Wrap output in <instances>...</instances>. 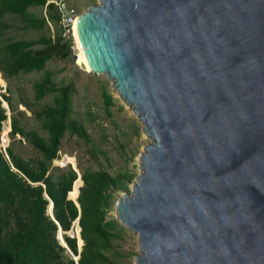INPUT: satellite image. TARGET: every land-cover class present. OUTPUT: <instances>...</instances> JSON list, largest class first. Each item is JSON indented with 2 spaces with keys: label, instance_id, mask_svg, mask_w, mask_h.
<instances>
[{
  "label": "water",
  "instance_id": "95a60500",
  "mask_svg": "<svg viewBox=\"0 0 264 264\" xmlns=\"http://www.w3.org/2000/svg\"><path fill=\"white\" fill-rule=\"evenodd\" d=\"M77 18L89 72L149 140L114 202L131 264H264V0H97ZM63 244L76 264L82 242Z\"/></svg>",
  "mask_w": 264,
  "mask_h": 264
},
{
  "label": "trees",
  "instance_id": "16d2710c",
  "mask_svg": "<svg viewBox=\"0 0 264 264\" xmlns=\"http://www.w3.org/2000/svg\"><path fill=\"white\" fill-rule=\"evenodd\" d=\"M46 1L0 0L1 79L7 82L19 74L42 72V77L31 85L32 100L39 102L47 95L51 96L50 104H44L36 111L29 110L44 132L45 136H42L20 125L15 115H23L22 112L15 111L9 96L0 94L3 101H0V130L6 118L2 106L7 105L12 114L9 138L18 136L38 154V157L23 160L10 145L5 149L7 158L0 153V264H64V260L65 264H74L60 246L63 242L73 256L77 255L76 244L80 247L82 242L76 264H109L107 254L119 230L116 221L106 219V212L113 192L127 191V184L133 177L110 176L105 171L90 168L79 169L80 179L71 169L56 174V169L49 171L64 133L85 143L89 138L83 126L69 117L71 86H56L52 81L53 73L45 69L46 62L72 55L70 41L63 40L55 7L45 5ZM30 8H39L44 14L35 15L29 12ZM6 14L18 17L22 30L41 32L53 24L55 36L50 38L41 34L36 40L2 39L10 27L3 22ZM0 85H3L1 81ZM8 91L7 87L6 93ZM104 98L106 105H111V98L107 95ZM23 107L27 109L25 105ZM7 130L4 126L0 133L3 140ZM44 195L51 202L52 217L62 233L69 231L74 222L72 234L76 239L63 235L57 242V226L45 215L48 201ZM72 201L77 203L78 209Z\"/></svg>",
  "mask_w": 264,
  "mask_h": 264
},
{
  "label": "rangeland",
  "instance_id": "374dc122",
  "mask_svg": "<svg viewBox=\"0 0 264 264\" xmlns=\"http://www.w3.org/2000/svg\"><path fill=\"white\" fill-rule=\"evenodd\" d=\"M64 1L67 8L74 10L77 15L89 6L97 4V0ZM29 12L35 15L44 14L43 10L39 8H30ZM3 22L10 27L5 31L2 39L36 40L41 34L50 38L55 36V26L53 24H49L47 30L44 29L38 32L22 30V23L16 16L6 14L3 17ZM63 40L68 39L63 37ZM69 45L73 56L70 55L66 59H52L46 62L45 69L53 73L52 81L56 86H71L69 117L83 126L89 142L85 143L75 136L64 133L56 158L52 160L49 171L52 172L56 169V174L58 171L71 169L74 170L75 174L77 173L76 177H80L79 169L90 168L105 171L110 176L121 174L133 177L131 182L127 184V191L113 192L110 206L106 212V219L116 221L119 230L117 236L111 241V249L107 254L109 264H131L132 254L137 246L136 236L117 221L114 202L123 193L129 192L130 186L134 183V178L138 174L137 157L142 152L144 145L149 143V140L143 136L141 125L130 108L123 104L111 88L112 82L103 75L97 76L93 73H86L84 66L77 63L78 50L74 40L70 41ZM41 77L42 72L19 74L15 78H10L7 82H4L0 77L3 84L0 85V94L9 96L15 111L22 112L23 115H15L20 125H23L25 129H32L39 135L45 136L29 112V110L36 111L44 104L51 103L50 95L39 102L32 100L31 85ZM7 87L9 88L8 93H6ZM104 95L111 98V105H106ZM2 108L5 110L6 118L1 126L8 127L5 137L6 147L10 145L13 151L20 155L23 160L38 157L36 151L18 136H15L12 140L9 138V123L12 114L7 107L2 106ZM71 226H73V223ZM63 235L68 238L74 237L70 233V229L65 234H61V237ZM56 240L59 243L57 237Z\"/></svg>",
  "mask_w": 264,
  "mask_h": 264
},
{
  "label": "built area",
  "instance_id": "2783aa9c",
  "mask_svg": "<svg viewBox=\"0 0 264 264\" xmlns=\"http://www.w3.org/2000/svg\"><path fill=\"white\" fill-rule=\"evenodd\" d=\"M52 4L58 15V24L62 29V36L72 41L71 28L75 17L77 16L74 10L67 8L64 0H47L45 5ZM72 39V40H71ZM6 141L3 142L0 138V153L5 155Z\"/></svg>",
  "mask_w": 264,
  "mask_h": 264
},
{
  "label": "bare ground",
  "instance_id": "6f19581e",
  "mask_svg": "<svg viewBox=\"0 0 264 264\" xmlns=\"http://www.w3.org/2000/svg\"><path fill=\"white\" fill-rule=\"evenodd\" d=\"M78 16V15H77ZM77 16L75 17L73 24H72V28H71V38L74 40V43L76 44V49L78 50V55H77V63L80 64L81 66H84V71L88 74H91V72H89L83 54H82V49L80 47L79 41H78V36H77V29H76V21L78 20ZM97 75V74H95ZM99 76V75H97ZM111 82H113L111 79H109ZM130 108V107H129ZM130 110L132 111V109L130 108ZM3 129V128H2ZM2 131V130H1ZM1 140L3 142L6 141L2 139V137L0 136ZM49 205V204H48ZM73 233V232H72ZM75 238V237H74ZM76 239V238H75Z\"/></svg>",
  "mask_w": 264,
  "mask_h": 264
},
{
  "label": "crops",
  "instance_id": "0c3cea01",
  "mask_svg": "<svg viewBox=\"0 0 264 264\" xmlns=\"http://www.w3.org/2000/svg\"><path fill=\"white\" fill-rule=\"evenodd\" d=\"M72 189V188H71ZM71 201V200H70Z\"/></svg>",
  "mask_w": 264,
  "mask_h": 264
}]
</instances>
